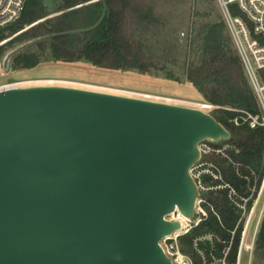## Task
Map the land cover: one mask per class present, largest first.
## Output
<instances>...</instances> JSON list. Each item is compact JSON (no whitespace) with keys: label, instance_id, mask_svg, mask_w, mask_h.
<instances>
[{"label":"water","instance_id":"1","mask_svg":"<svg viewBox=\"0 0 264 264\" xmlns=\"http://www.w3.org/2000/svg\"><path fill=\"white\" fill-rule=\"evenodd\" d=\"M229 137L196 108L60 85L0 90V264H174L159 241L180 222L164 216L194 217L198 145Z\"/></svg>","mask_w":264,"mask_h":264},{"label":"trees","instance_id":"2","mask_svg":"<svg viewBox=\"0 0 264 264\" xmlns=\"http://www.w3.org/2000/svg\"><path fill=\"white\" fill-rule=\"evenodd\" d=\"M53 13L57 14L40 21L47 15L42 14L38 0H27L19 18L0 28V42L7 38L5 32L16 34L0 45V55L16 43L36 40L31 46L34 50L11 56L14 69L35 67L45 52L57 62L83 61L104 70L146 73L152 68L153 64L146 62L151 51L146 43L147 29L142 32L144 40H138V29H130L132 20L148 22L150 18L139 0H61ZM214 15V21L187 30L183 42L176 43V50L183 59L186 83L195 88L204 103L214 107L210 115L230 137L213 144L223 148V155L203 154L196 163L211 164L221 180L201 174V183L208 188L200 191L205 216L199 215V223L177 237V248L191 264H238L244 224L241 206L250 209L261 184L264 129L232 122L239 111L258 114V103L222 15L217 9ZM25 26L28 28L24 30ZM165 75L175 81L171 72ZM223 184L228 187L214 188ZM253 252L264 264V211Z\"/></svg>","mask_w":264,"mask_h":264},{"label":"rangeland","instance_id":"3","mask_svg":"<svg viewBox=\"0 0 264 264\" xmlns=\"http://www.w3.org/2000/svg\"><path fill=\"white\" fill-rule=\"evenodd\" d=\"M61 0H38L41 12L47 15L40 21L49 18L60 5ZM142 11L149 13L148 22L132 20L130 29H138V40H144L146 31L147 45L151 48L146 62L152 63L146 73L137 71L104 70L92 67L89 63L79 61L75 63L57 62L48 58L44 53L42 61L33 68L14 69L12 57L9 58L7 67H3L5 56L12 50L20 47L16 43L12 48L6 49L0 55V88L15 81L33 79H60L82 84H91L111 89H121L140 94L166 96L194 102H203L198 92L189 83H186L182 68V56L176 50V43H182L187 30L197 29L203 23L214 21V12L219 10L214 0H139ZM220 12V11H219ZM39 22V21H38ZM28 28L24 27V30ZM7 36L0 45L13 38L16 34ZM28 45L20 52H28L34 48ZM165 49V50H163ZM171 72L172 79H166L165 72ZM2 90V89H0ZM207 112L210 114V111ZM199 169L191 171L196 175ZM207 174L206 172H200ZM254 191V188H252ZM245 201H243V204ZM202 208V207H201ZM203 210V209H202ZM197 211L195 205V213ZM264 211V189L261 186L250 209L244 207L242 238V256L239 264H263L254 254V241L258 226ZM196 215V214H195ZM194 215V217H195ZM193 217V218H194ZM192 218V219H193ZM191 219V220H192Z\"/></svg>","mask_w":264,"mask_h":264},{"label":"built area","instance_id":"4","mask_svg":"<svg viewBox=\"0 0 264 264\" xmlns=\"http://www.w3.org/2000/svg\"><path fill=\"white\" fill-rule=\"evenodd\" d=\"M27 0H0V28H3L15 22ZM222 18L225 22L226 28L229 32L234 49L241 61V65L246 76V79L256 97L258 103V114H252L245 111H239V115L233 119V124H246L250 129L262 127L264 129V0H215ZM234 8V9H232ZM234 10L235 13L232 12ZM31 85H60L67 87H75L99 92L112 93L122 96H129L141 98L156 102L168 103L178 106L190 107L200 109L207 112L214 107L204 102H194L191 100H184L166 96H154L147 94H140L121 89H111L107 87L76 83L60 79H33L15 81L6 86L11 87H25ZM214 143L202 141L198 148L200 157L203 154L215 153L223 155V148H216ZM199 169L196 175H192L196 181L199 196L196 200L197 217L192 220H185L181 214L174 209L172 212L164 216L168 221H179L180 229L172 234L165 236L159 241L165 254L170 257L174 264H191L190 260L181 254L177 248V237L186 233L192 226H195L201 220L200 216H205L201 204L203 200L200 198V191L207 190L201 183V173L206 172L212 179L221 180L217 170L209 163L195 164L192 170ZM263 174L261 180V190L264 189V155H263ZM228 187L226 184L216 186L214 188ZM260 188V187H259ZM211 189V188H209ZM259 190V189H258ZM230 194H234L230 189ZM243 208V206H241ZM242 245V238L240 241V250Z\"/></svg>","mask_w":264,"mask_h":264},{"label":"bare ground","instance_id":"5","mask_svg":"<svg viewBox=\"0 0 264 264\" xmlns=\"http://www.w3.org/2000/svg\"><path fill=\"white\" fill-rule=\"evenodd\" d=\"M9 87H11V86H3V87H1L0 89H6V88H9ZM186 219H184V221H185Z\"/></svg>","mask_w":264,"mask_h":264},{"label":"crops","instance_id":"6","mask_svg":"<svg viewBox=\"0 0 264 264\" xmlns=\"http://www.w3.org/2000/svg\"><path fill=\"white\" fill-rule=\"evenodd\" d=\"M238 264H239V262H238Z\"/></svg>","mask_w":264,"mask_h":264}]
</instances>
